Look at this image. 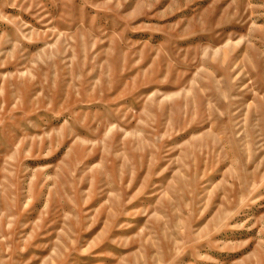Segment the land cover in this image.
<instances>
[{
	"label": "rangeland",
	"instance_id": "rangeland-1",
	"mask_svg": "<svg viewBox=\"0 0 264 264\" xmlns=\"http://www.w3.org/2000/svg\"><path fill=\"white\" fill-rule=\"evenodd\" d=\"M0 264H264V0H0Z\"/></svg>",
	"mask_w": 264,
	"mask_h": 264
}]
</instances>
